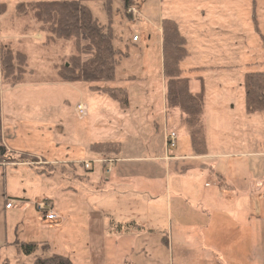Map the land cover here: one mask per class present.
Returning a JSON list of instances; mask_svg holds the SVG:
<instances>
[{"label":"rangeland","instance_id":"rangeland-1","mask_svg":"<svg viewBox=\"0 0 264 264\" xmlns=\"http://www.w3.org/2000/svg\"><path fill=\"white\" fill-rule=\"evenodd\" d=\"M38 1L50 0H0V6L4 7L3 11L0 8V49L1 46H10L28 58V70L21 83L15 86L5 83L0 75V143L5 142L13 150H4L5 163L0 164V262L32 264V258L25 256L16 246L25 241L46 242L49 251L41 252L43 257L60 255L71 258V254L74 264H82L86 240L80 229L91 209L100 206L103 197L99 192L106 191L101 187L106 173L100 164L91 163L97 159L91 147L118 142L126 153L143 156L155 155L163 148L164 82L161 41L156 30L159 5L151 0L149 10V0H135L131 6L137 11L133 24L130 21L133 17L130 16L129 20L124 14L122 3L114 1L111 24L114 45L128 57L116 67L114 82L88 84L58 82L53 65L60 67L66 62L72 53V42L57 41L44 45L46 35L37 28L32 14L17 15L19 4ZM87 4L99 22L107 24L100 2L89 0ZM185 5L188 15L190 13L191 30L195 33L189 37L191 57L181 67L188 70L203 66L200 65L202 60H207L203 63L206 66L233 67L230 72L219 74L210 69L184 72L192 91L197 90L203 80L208 96L204 115L208 145L214 152L231 147L256 150L259 142L262 145L260 140L264 136V113L257 116L253 127L246 122L243 80L246 73L264 72L261 40V36L264 37V0H239L236 4L238 9L248 8V26L245 29L238 10L240 14L232 20L239 27L238 36H228L221 47L222 50H233L234 54L226 57L227 61H216L220 46L209 45L204 49L208 54H203L200 53L202 46L193 42L199 29H207L213 37L211 30L221 21L214 12L212 0ZM202 10L204 15L200 13ZM143 12L149 14L151 24L143 20ZM227 22L228 19L224 23ZM241 28L244 36L239 35ZM148 34L150 41L147 40ZM37 35L41 39H37ZM133 36L139 38L138 43L132 42ZM86 49L90 48L86 46ZM207 56L213 60L206 59ZM130 75L138 77L137 81L124 80ZM91 87L126 89L130 108L121 109L117 102ZM215 96H221V102H232L235 107L229 112L230 118L222 120L223 125L216 130ZM78 104L87 107L85 117H79L75 112ZM177 143V148L183 151L189 140L180 135ZM0 147L5 149L4 145L0 144ZM43 160L56 164L35 165ZM64 160L73 164L62 163ZM84 161L89 162L91 171H84ZM150 198L145 196L150 217L139 220L147 224V229L153 230L160 228L163 217H154L157 207ZM212 198L219 199L216 194ZM13 199L26 201L29 207L26 210H5V201ZM48 200L60 219L65 220L60 228L40 224L45 223L44 213L37 211L35 204ZM200 202L192 201L191 205L194 203L196 208L189 207L188 215L182 213L181 217H171L172 231L150 235L147 230V234L115 236L111 246H107L110 264L122 254L127 255L132 264H264V194L261 198L254 196L251 211L248 208L250 214L246 217L241 215L245 209L242 202L238 217L214 214L215 218L208 219L201 213ZM202 209L207 208L202 206ZM176 222L180 228L174 231ZM114 242L117 243L116 250Z\"/></svg>","mask_w":264,"mask_h":264},{"label":"crops","instance_id":"crops-1","mask_svg":"<svg viewBox=\"0 0 264 264\" xmlns=\"http://www.w3.org/2000/svg\"><path fill=\"white\" fill-rule=\"evenodd\" d=\"M153 1L157 4V6L159 5V13L157 16L159 26L156 30L160 41L161 21L163 19H170L178 25L181 35L186 40L188 49L189 37H192V34L195 33V31L191 30V19L189 17L190 13L188 15V11L185 10V4L200 0ZM238 1L239 0H212L214 3V12L218 15V20L220 19L221 21H219V25L215 24L217 26L211 30V32H214L213 37L208 33L207 29H199L196 33V37L193 38V42H197V45L200 47L202 46L203 51L200 53L208 54V51L204 49L209 45L214 44L217 47L220 46V49H218L217 52V57L219 58L216 61L226 59V57L234 54L232 49L222 50L223 48L221 49V47L224 46V41L228 39V36L229 38L232 35L238 36L239 27L236 23H233L232 20L235 18V15L240 14V11L245 29L248 26V8L241 7L238 9V7H236ZM150 2L151 0L148 1L149 10L152 5ZM238 10L240 11L238 12ZM200 13L204 15V10ZM148 15L149 14H145L143 12L142 18L145 22L151 24V17ZM131 16L134 20L133 18L132 20L129 18V20L131 23L135 24L137 11L135 15ZM227 19L229 22L224 23ZM37 28L39 29L38 25ZM242 29L243 28L240 30V36H244ZM36 38L41 39V36L37 35ZM147 40H151V36L149 34ZM138 42L139 38L137 42L133 43ZM188 52L189 57H191L192 53L189 50ZM243 53L242 56H245ZM209 57L211 56H207L206 59H210V61H212L213 59ZM206 61L207 60H202L200 65L203 66H197L193 69H199L198 72L210 69L216 74L227 71L230 72L233 69L232 66H206V64H203L206 63ZM53 67L56 71L55 64ZM193 69L186 70L182 68L184 72H190V70ZM162 78L164 82L162 105L164 129L162 150L155 155L151 154L143 156L138 153L129 154L123 151L122 144L118 142H107L111 144H119L121 147L119 154H110L105 156L95 153L97 159L91 162L100 164L102 166V171L106 173V177L103 179L104 185L101 186L102 190L105 189L106 191H104L105 193L99 192V194L103 197L99 204L100 206H98V208L91 209L90 216L86 217V223L81 227L82 229H80L82 235L83 232L85 233L84 238L86 240L84 246V262H82V264H110L108 260L107 246H111L110 243L115 236H120L123 233H128L131 236H134L136 233L137 235L140 233L147 234V230L150 235L164 233L169 231V229L172 231L173 225L171 217H181L182 213L188 215L189 207H193L195 209L196 207L194 203H196L197 200L201 201L199 204L201 207V213H203L208 219L215 218L212 216L214 214H219L221 217H238L239 207L243 208V203L245 209L241 211V215L246 217L250 214L254 196L258 195L259 198H261L262 194H264V136L260 140L262 141V145L259 142V146L256 150L246 147L241 149L231 147L225 151L214 152L210 149L207 142V153L201 156H194L191 153L190 144H188L187 148L183 151L182 149L180 150L177 148L178 143L174 149L167 148L165 138L169 132H175L178 136V141L180 135L187 136V134L180 124L179 115L176 113H167L165 104L163 63ZM137 79L138 77L130 75L124 80L131 82L137 81ZM201 83L204 87L203 80H200L197 90L192 91L190 86L191 92H199L202 86ZM204 93L206 108L208 106V96L206 95V90ZM214 99L217 101V106L214 108L216 130L220 127L222 120L225 121L230 118L231 114L229 112L233 111L235 107L231 105L232 102H221V96H215ZM129 108L130 103L127 110ZM243 111L245 113V109H243ZM245 116L246 122L251 123L253 127L255 121L257 120V116L260 115H247L245 113ZM250 142H252V138L250 139ZM0 144L1 146L4 145L5 149L3 150L6 152H13V150H11L5 142L2 141ZM2 163H5V160L1 159L0 164ZM62 163L71 164L72 161L64 160ZM36 164L51 165L56 164V162L52 161L51 163H47L43 160L35 162V165ZM85 164L89 165V162L84 161L82 163L84 171H91V166L89 165V168L85 169ZM73 190L76 193V190ZM214 194L219 197L218 200L212 198ZM147 195L148 197H151L150 199L154 200L157 207L154 212V217H163L160 228L156 227L153 228V230H150L149 228L147 229V224H143L139 220L143 219L142 217H150L147 215L148 211L145 201V196ZM13 200L19 201L17 199ZM192 201L194 202L193 205H191ZM19 202L22 203L21 207L13 209L26 210L29 207L28 202ZM49 203L52 207V212L56 215V220L52 222L45 221V223L40 222V224H47V226H51L53 228H60V226L65 223V220L60 219L58 214L54 211L53 204L50 201ZM202 206L207 209H202ZM211 207L214 208L213 211L208 210ZM248 208H250V211ZM174 226V231L180 228V225L177 222ZM202 229L205 231V226H203ZM20 243L26 242L23 241ZM114 244L116 250L117 243L114 242ZM70 257L71 258L68 259H70L72 264H74L71 254ZM127 259V255H119L114 264H124L125 261H128Z\"/></svg>","mask_w":264,"mask_h":264},{"label":"trees","instance_id":"trees-1","mask_svg":"<svg viewBox=\"0 0 264 264\" xmlns=\"http://www.w3.org/2000/svg\"><path fill=\"white\" fill-rule=\"evenodd\" d=\"M89 0H50L19 4L16 13L22 17L31 13L39 29L46 35L45 45L50 42L69 41L73 48L71 55L60 67H56V75L60 83H111L115 81L116 67L128 54L114 45L115 36L112 29V8L116 0H96L100 2L101 11L107 17V24H101L93 15L87 2ZM124 14L135 0H119ZM2 11L3 5L0 6ZM161 28V51L163 77L165 80V104L167 113H176L180 124L186 132L194 156L207 153L205 133V93L201 89L197 93L190 90V82L185 78L181 68L189 58L185 38L178 25L163 19ZM255 30L258 29L255 26ZM264 47V37L261 36ZM88 46L90 49H86ZM88 58L84 59L85 56ZM28 70L27 56L14 51L10 46H1L0 75L5 83L13 86L21 83ZM199 69L190 70V72ZM202 82V81H201ZM117 102L121 109L129 106L127 91L123 88L91 87ZM244 109L247 115L264 113V72L247 73L243 80ZM264 146V140H263ZM119 144H95L91 150L102 155H117ZM4 155V154H3ZM4 157L0 155V161ZM16 246L25 256L32 258V264H72L70 259L60 255L43 257L40 253L49 251L46 242L18 243ZM0 264H9L2 260ZM124 264H132L125 261Z\"/></svg>","mask_w":264,"mask_h":264},{"label":"built area","instance_id":"built-area-1","mask_svg":"<svg viewBox=\"0 0 264 264\" xmlns=\"http://www.w3.org/2000/svg\"><path fill=\"white\" fill-rule=\"evenodd\" d=\"M127 12L130 15L136 14V10L132 7H130ZM132 41L137 42L138 37L133 36ZM75 112L79 117H85L87 115V107L83 104H78L75 108ZM165 141L168 149H174L177 145V134L175 132H169V134H167L165 138ZM84 167L85 169H88L89 165L85 164ZM21 204L22 203L19 201L8 200L5 205V208L6 209L19 208L21 207ZM35 207L37 211L44 213V217H43L44 221L52 222L56 220V215L52 212V207L50 203L38 202L35 204Z\"/></svg>","mask_w":264,"mask_h":264},{"label":"flooded vegetation","instance_id":"flooded-vegetation-1","mask_svg":"<svg viewBox=\"0 0 264 264\" xmlns=\"http://www.w3.org/2000/svg\"><path fill=\"white\" fill-rule=\"evenodd\" d=\"M4 154V150L2 148H0V155Z\"/></svg>","mask_w":264,"mask_h":264}]
</instances>
